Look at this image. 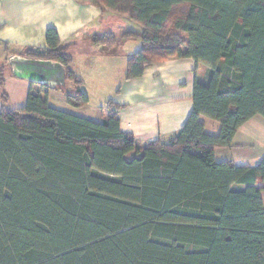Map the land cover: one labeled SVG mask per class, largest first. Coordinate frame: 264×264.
Listing matches in <instances>:
<instances>
[{"label": "trees", "instance_id": "1", "mask_svg": "<svg viewBox=\"0 0 264 264\" xmlns=\"http://www.w3.org/2000/svg\"><path fill=\"white\" fill-rule=\"evenodd\" d=\"M142 28L126 80L173 58L208 68L193 111L169 142H138L109 101L103 122L58 110L31 84L22 108L0 67V264H264V161L217 163L238 129L264 117V0H96ZM19 56L66 68L67 103L89 98L55 29ZM96 45L115 47L108 33ZM38 86L35 91L34 87ZM71 86L76 92H70ZM204 119L218 122V135ZM242 187V189H235Z\"/></svg>", "mask_w": 264, "mask_h": 264}, {"label": "crops", "instance_id": "2", "mask_svg": "<svg viewBox=\"0 0 264 264\" xmlns=\"http://www.w3.org/2000/svg\"><path fill=\"white\" fill-rule=\"evenodd\" d=\"M49 29L57 31L63 45L68 44L72 70L89 98L86 107L74 108L66 98H52V93L59 91L52 89L48 91L50 105L57 109L53 102L67 103L71 110L65 112L103 122L107 103L112 101L124 107L120 111L121 130L142 144L157 140L169 142L175 137L193 111L195 82L208 81V68L189 58L154 64L146 68L141 78L127 81V61L141 48V40L124 38V33L138 34L142 28L128 17L101 7L96 0H0V67L6 63L5 45L11 50L10 58L29 48H47ZM108 33L117 38L115 47L94 43L95 37ZM38 88L34 87L35 91ZM4 89L10 105L22 108L31 84L15 78L7 69ZM96 112L101 113L100 119L93 117ZM204 122L207 134L218 135L221 128L218 122L209 119ZM215 160L240 168L259 166L264 161V117L257 115L242 125L231 147L215 150ZM261 198L264 204V192Z\"/></svg>", "mask_w": 264, "mask_h": 264}, {"label": "water", "instance_id": "3", "mask_svg": "<svg viewBox=\"0 0 264 264\" xmlns=\"http://www.w3.org/2000/svg\"><path fill=\"white\" fill-rule=\"evenodd\" d=\"M9 63L17 79L54 90L67 84L66 68L59 63L30 60L21 56H13Z\"/></svg>", "mask_w": 264, "mask_h": 264}, {"label": "rangeland", "instance_id": "4", "mask_svg": "<svg viewBox=\"0 0 264 264\" xmlns=\"http://www.w3.org/2000/svg\"><path fill=\"white\" fill-rule=\"evenodd\" d=\"M70 92L72 93V94H74L75 92H76V90H75V87H73V86H71V90H70ZM57 98V100H65V97H64V95L62 94V92H60V91H54L53 93H52V98ZM53 103H55V104H53V105H55L56 107H57V109H59V110H62V111H69V110H71V107H69V105H67V103H65L64 105L62 104V105H60V104H58V103H56V102H53ZM94 116V118L95 119H100V117H101V113H99V112H96L95 114H93Z\"/></svg>", "mask_w": 264, "mask_h": 264}]
</instances>
